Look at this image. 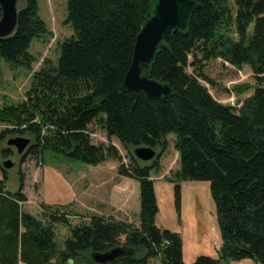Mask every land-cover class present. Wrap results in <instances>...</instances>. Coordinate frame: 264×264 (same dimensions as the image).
I'll list each match as a JSON object with an SVG mask.
<instances>
[{"label":"trees","instance_id":"obj_1","mask_svg":"<svg viewBox=\"0 0 264 264\" xmlns=\"http://www.w3.org/2000/svg\"><path fill=\"white\" fill-rule=\"evenodd\" d=\"M21 1L14 34L0 40V60L12 70H31L34 57L28 48L49 32L37 0ZM150 1L66 0L64 23L73 34L59 44L55 63L45 60L33 73L25 99L0 108L5 125L0 146L10 136L31 137L21 163L28 157L42 162L46 152L93 167L121 162L113 145L92 144L89 127L99 124L107 139H116L127 152L129 164L119 165L117 174L138 183V225L91 215L87 223L70 227V217L77 214L43 204V218L36 219L22 210L21 171L18 189L10 193L0 166V264H95L90 253L118 246L135 254L111 264H149L154 258L160 264H184L180 235L155 224L150 174L159 169L170 134L178 155V168L169 177L175 210L179 214L180 183L208 182L222 242L217 258L198 256L191 264L246 259L264 264V0H194L200 8L189 34L164 42L150 74L176 89L166 100L122 86ZM214 59L250 68L252 94L239 108L218 103L200 84H211L202 63ZM140 146L158 150L149 164L133 157L131 150ZM10 154L1 150L4 158ZM56 224L70 227L62 245Z\"/></svg>","mask_w":264,"mask_h":264},{"label":"rangeland","instance_id":"obj_2","mask_svg":"<svg viewBox=\"0 0 264 264\" xmlns=\"http://www.w3.org/2000/svg\"><path fill=\"white\" fill-rule=\"evenodd\" d=\"M22 5L23 2L19 0L18 7L20 8ZM37 5L38 16L46 23L49 33L41 39L34 40L28 48V53L34 57L31 70H26L23 67L12 70L4 60H0V108L5 105H15L25 99V94L31 86L33 73L42 67L45 60L51 64L55 63L59 44L73 34L71 28L64 23L66 0H37ZM202 64V72L211 84L202 80H200V84L218 103L239 108L242 102L251 96L254 80L247 65L238 69L223 63L220 59ZM186 71L188 74H192L194 69L188 67ZM3 129H5V125L0 123V132ZM89 132L92 144L113 145L118 151L121 162L108 160L99 167H93L62 155L46 152L42 162L28 157L21 163L20 158L23 154H17L13 147L6 145V141L15 138V136L8 137L1 144L0 166L5 160L14 164L11 169L5 170L7 174L6 188L10 193H15L18 189V172L21 171L23 175V194L26 196V202L22 205L24 212L42 220V204L45 208L52 209L64 207L73 212L72 214H77L70 217V227L79 223H87L91 215L109 218L101 214L102 212L107 215L108 210L105 208L99 212L94 207L98 205L95 202H119L112 198V186L115 184V180L120 179L117 174L118 166L121 164L127 166L129 158L126 150L116 139H107L99 124H92L89 127ZM23 138L29 139L31 143L30 136H23ZM166 139L168 148L160 159L159 169L150 174V177L155 179L156 202L159 207L155 224L162 227L161 229L172 231L179 229L180 233L184 231L181 236L183 238L184 264H191L198 256L217 258L222 242L209 183L195 181L180 183V212L179 214L176 212L174 184L169 177L178 168V156L173 148L174 136L170 134ZM6 148L11 151L8 158L1 155V150ZM157 178H162V180ZM129 194V198L133 202L131 193ZM75 202H79L77 205L79 204L80 208H76ZM126 202L130 201L127 199ZM137 202H139L138 198ZM92 206L97 213L92 211ZM129 215L127 221L137 226L138 216L136 214ZM181 220H183L184 227H181ZM70 227L61 224L54 226L56 241L60 245L69 237ZM149 264H160V262L154 258L149 261Z\"/></svg>","mask_w":264,"mask_h":264},{"label":"water","instance_id":"obj_3","mask_svg":"<svg viewBox=\"0 0 264 264\" xmlns=\"http://www.w3.org/2000/svg\"><path fill=\"white\" fill-rule=\"evenodd\" d=\"M19 0H0V40L11 37L16 29ZM200 4L194 0H151L148 5L147 18L136 36L132 59L123 79L126 92L143 93L152 100H166L177 94L176 89L167 83L151 78L153 66L158 55L164 49V42L174 35L187 36L190 31L191 18ZM16 153L22 155L30 145V140L15 137L6 141ZM133 157L147 163L156 158L157 152L149 147L132 149ZM14 166L9 160L1 164L3 170ZM135 254L133 248L127 246L114 247L103 253L92 252L90 260L95 264H111L121 258H131ZM68 264H71L70 262Z\"/></svg>","mask_w":264,"mask_h":264},{"label":"crops","instance_id":"obj_4","mask_svg":"<svg viewBox=\"0 0 264 264\" xmlns=\"http://www.w3.org/2000/svg\"><path fill=\"white\" fill-rule=\"evenodd\" d=\"M97 167H99V166H97ZM151 179L153 180V178H151ZM157 179L162 180V178H160V179L157 178ZM154 182H155V179L153 180V188H154V193H155V197H156L157 193H156V187H155ZM112 190H113L112 198L119 200V202H95L96 204L98 203V205H95L94 207L99 212L101 210H105V208H106V210H108V214L105 215L106 213H102V212H101V214L103 216H108V217L114 218L116 220H127V218L130 216L129 214H136L138 216V213H139V202H137V198L139 201L138 183L132 179L120 177L119 180H115V184L112 186ZM129 193H131V196L133 198V202H131L132 200L129 198V195H130ZM127 199L130 202H126ZM77 203H79V202H75V206L78 209L79 204L77 205ZM157 205H158V203H157ZM209 206H210V204L208 205V207ZM94 207H93L94 210L92 209V211L96 212V209ZM158 211H159V207H158ZM157 214H158V212H157ZM156 216L158 217V215H156ZM157 217H155V221H156ZM105 218H107V217H105ZM181 219H182V216H181ZM197 223H199V222L197 221ZM182 224H183V220H181V227L183 226ZM156 226L159 227L160 229L162 228L158 225H156ZM195 228H197V227H195ZM169 231L178 233L180 235L181 242H182V252H183V238L181 236L183 235L184 231H181V233H180L179 229H176V231H172V230H169ZM194 232H196V231H194ZM213 258H215V257H213ZM224 264H257V263H255L252 260L246 259V260H241L238 262L228 261Z\"/></svg>","mask_w":264,"mask_h":264}]
</instances>
